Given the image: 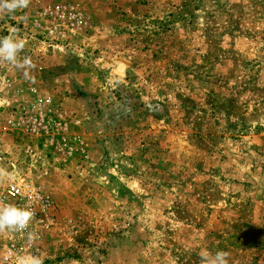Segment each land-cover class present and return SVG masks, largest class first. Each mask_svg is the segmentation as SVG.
I'll return each mask as SVG.
<instances>
[{"label": "rangeland", "instance_id": "obj_1", "mask_svg": "<svg viewBox=\"0 0 264 264\" xmlns=\"http://www.w3.org/2000/svg\"><path fill=\"white\" fill-rule=\"evenodd\" d=\"M12 29L0 168L39 238L0 264H264V0H31Z\"/></svg>", "mask_w": 264, "mask_h": 264}, {"label": "clouds", "instance_id": "obj_2", "mask_svg": "<svg viewBox=\"0 0 264 264\" xmlns=\"http://www.w3.org/2000/svg\"><path fill=\"white\" fill-rule=\"evenodd\" d=\"M30 3L31 0H0V19H4L6 16L11 17L17 11L28 8ZM25 46L26 41L19 34V29H12L10 35L0 37V64H9L25 70V75H27V69L32 67V61L27 56L23 59L20 58ZM15 175L14 172H8L6 169L0 168V186L13 180ZM33 217L34 212L31 208L6 202L0 194V234L23 232L26 233L29 241L38 239L36 232L29 231ZM198 255L200 264H230V253L224 250L213 253L202 249ZM17 264H43V260L37 255L20 256Z\"/></svg>", "mask_w": 264, "mask_h": 264}, {"label": "built area", "instance_id": "obj_3", "mask_svg": "<svg viewBox=\"0 0 264 264\" xmlns=\"http://www.w3.org/2000/svg\"><path fill=\"white\" fill-rule=\"evenodd\" d=\"M32 192L34 191L32 190ZM0 194H2L5 201L9 203L22 204L25 198L23 187L14 180L7 182L5 188L1 191Z\"/></svg>", "mask_w": 264, "mask_h": 264}]
</instances>
